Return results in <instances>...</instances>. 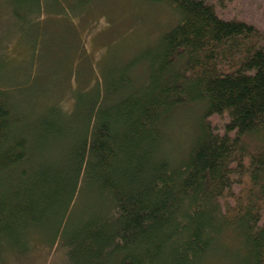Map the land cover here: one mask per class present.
<instances>
[{
	"label": "trees",
	"instance_id": "obj_1",
	"mask_svg": "<svg viewBox=\"0 0 264 264\" xmlns=\"http://www.w3.org/2000/svg\"><path fill=\"white\" fill-rule=\"evenodd\" d=\"M13 1L37 19L49 2L64 9L91 0ZM145 1L179 16L146 52L150 85L135 88L123 75L108 96L95 87L80 101L72 127L62 110L61 120L47 123L44 133L61 132L68 143L61 168L40 165L28 117L0 90V259L28 255L37 235L54 247L87 182L112 203L71 242L83 263L203 264L231 231L241 261L264 264V146L246 143L264 131V29L221 14L226 0ZM199 101L207 105L196 138L174 162L163 127ZM213 116L228 118L222 130Z\"/></svg>",
	"mask_w": 264,
	"mask_h": 264
},
{
	"label": "rangeland",
	"instance_id": "obj_2",
	"mask_svg": "<svg viewBox=\"0 0 264 264\" xmlns=\"http://www.w3.org/2000/svg\"><path fill=\"white\" fill-rule=\"evenodd\" d=\"M226 2L219 6L221 14L241 17L264 29V0ZM49 3L36 19L31 6L0 0V90L15 111L28 117L29 136L38 148L40 165L54 169L64 165L68 143L61 139V132L44 133L47 123L67 115L64 121L72 127L80 115V101L91 98L96 88L108 96L123 75L124 82L132 77L135 88H147L150 60L146 52L179 22V16L164 3L145 0H91L84 6L63 4L64 9ZM133 60L138 65L129 69ZM206 105L199 101L181 106L168 118L162 132L170 160L186 157ZM210 120L222 130L228 118L213 116ZM246 143L251 150L262 148L264 131L248 136ZM99 193L95 184L84 182L54 247L37 235L28 255L18 258L4 253L0 264H87L74 258L81 248L71 242H76L82 225L106 217L112 198ZM239 244L234 232L224 233L213 259L203 264H244Z\"/></svg>",
	"mask_w": 264,
	"mask_h": 264
}]
</instances>
